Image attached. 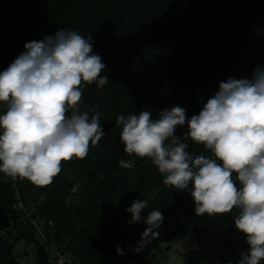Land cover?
<instances>
[{"label": "trees", "instance_id": "obj_1", "mask_svg": "<svg viewBox=\"0 0 264 264\" xmlns=\"http://www.w3.org/2000/svg\"><path fill=\"white\" fill-rule=\"evenodd\" d=\"M61 29L91 37L93 54L106 66L108 83L84 86L79 104L80 112L99 113L106 135L86 158L62 162L50 185L0 180V224L10 222L18 238L0 247V264H21L13 253L19 239L52 247L72 264H154V247L188 234L197 248L183 255L184 264H238L249 245L235 227L237 210L197 216L189 191L166 186L149 158L124 153L116 119L142 110L156 119L173 106L191 118L221 82L251 78L264 67V0H0V71L26 43ZM186 132L187 123L175 129L182 140ZM184 142L193 157L209 155L202 144ZM119 160L135 165L125 169ZM14 193L23 211L11 208ZM136 200L148 207L130 224L127 209ZM152 210L163 216L159 235L137 253Z\"/></svg>", "mask_w": 264, "mask_h": 264}, {"label": "clouds", "instance_id": "obj_2", "mask_svg": "<svg viewBox=\"0 0 264 264\" xmlns=\"http://www.w3.org/2000/svg\"><path fill=\"white\" fill-rule=\"evenodd\" d=\"M24 47L0 71V103L5 105L0 114V173L47 186L62 171V162L86 158L90 145L106 135L99 113L80 112L79 104L84 86L102 88L109 78L103 74L101 57L93 54L91 37L76 31L61 29ZM185 123L182 140L175 129ZM116 125L124 153L149 158L166 186L189 191L197 216L237 210L235 227L249 245L238 264L264 260V67L257 66L251 78L221 82L191 118L184 108L173 106L156 119L148 110L120 115ZM189 138L209 155L193 157L184 142ZM118 164L128 169L135 161ZM146 207L147 200L134 201L127 209L128 223L140 222ZM162 221L160 211L148 214L144 220L148 227L134 251H143L151 238L158 237L155 229ZM116 251L123 254L119 247Z\"/></svg>", "mask_w": 264, "mask_h": 264}, {"label": "rangeland", "instance_id": "obj_3", "mask_svg": "<svg viewBox=\"0 0 264 264\" xmlns=\"http://www.w3.org/2000/svg\"><path fill=\"white\" fill-rule=\"evenodd\" d=\"M3 110H5V105L0 103V113ZM37 226L40 228L41 224L37 223ZM15 238H17L16 231ZM196 248L197 244L194 236L188 234L182 237H175L168 242H162L151 250V257L154 264H184L183 255L186 252L194 251ZM13 253L15 259L21 264H38L41 261H48L51 264L54 261L49 250L39 249L32 244H28L23 239L17 240L13 247Z\"/></svg>", "mask_w": 264, "mask_h": 264}, {"label": "built area", "instance_id": "obj_4", "mask_svg": "<svg viewBox=\"0 0 264 264\" xmlns=\"http://www.w3.org/2000/svg\"><path fill=\"white\" fill-rule=\"evenodd\" d=\"M2 179H5V181H9L11 183H13L15 180V178L5 175L1 176L0 180ZM11 208L15 211H23L21 202L19 201L18 196L15 193ZM32 226L34 228H37L34 223H32ZM14 237L15 230L10 222L7 224H0V247L7 248L13 242ZM44 249L47 251L49 250L53 256L54 261L51 264H72V260L69 257L57 252L52 247L46 246Z\"/></svg>", "mask_w": 264, "mask_h": 264}, {"label": "water", "instance_id": "obj_5", "mask_svg": "<svg viewBox=\"0 0 264 264\" xmlns=\"http://www.w3.org/2000/svg\"><path fill=\"white\" fill-rule=\"evenodd\" d=\"M30 244H32L33 246L37 247V248H41V245L35 240V239H30L29 240Z\"/></svg>", "mask_w": 264, "mask_h": 264}]
</instances>
